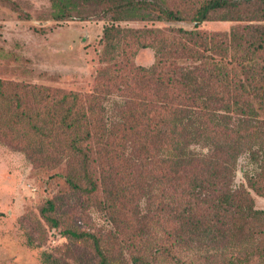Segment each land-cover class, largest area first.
<instances>
[{"label":"trees","instance_id":"obj_1","mask_svg":"<svg viewBox=\"0 0 264 264\" xmlns=\"http://www.w3.org/2000/svg\"><path fill=\"white\" fill-rule=\"evenodd\" d=\"M49 1L54 21L105 22L98 82L82 96L0 80V143L95 199L109 243L59 197L40 217L92 242L99 264L113 251L121 264H264V0ZM182 22L194 28L165 26ZM147 49L154 61L137 64Z\"/></svg>","mask_w":264,"mask_h":264},{"label":"rangeland","instance_id":"obj_2","mask_svg":"<svg viewBox=\"0 0 264 264\" xmlns=\"http://www.w3.org/2000/svg\"><path fill=\"white\" fill-rule=\"evenodd\" d=\"M233 25L206 22L200 28L221 31ZM104 26L99 20L54 21L49 0H0V80L92 95L100 71ZM165 26L191 29L194 23ZM135 61L149 66L154 61L153 51H141ZM50 174L51 170L31 163L25 152L0 143V264H99L93 257L92 242L66 237L64 226L52 228L40 217L45 202L59 197V204L66 201L71 208L67 216L80 218L76 221L81 230L109 241L112 227L94 208L95 199L72 196L62 181L50 179ZM254 198L257 208L264 209V197L254 194ZM113 253L115 264H121L119 252ZM159 264L174 263L166 259Z\"/></svg>","mask_w":264,"mask_h":264}]
</instances>
